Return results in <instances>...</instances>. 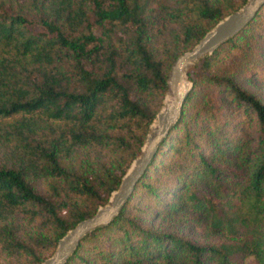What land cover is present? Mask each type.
<instances>
[{"label":"trees","instance_id":"trees-1","mask_svg":"<svg viewBox=\"0 0 264 264\" xmlns=\"http://www.w3.org/2000/svg\"><path fill=\"white\" fill-rule=\"evenodd\" d=\"M245 0H0V264H38L107 202L174 59ZM118 212L63 264H264V1L186 70Z\"/></svg>","mask_w":264,"mask_h":264},{"label":"water","instance_id":"water-1","mask_svg":"<svg viewBox=\"0 0 264 264\" xmlns=\"http://www.w3.org/2000/svg\"><path fill=\"white\" fill-rule=\"evenodd\" d=\"M263 1L245 0L239 8L219 19L192 47L174 59L166 79L167 87L162 104L149 124L139 153L131 160L118 186L111 191L107 202L99 205L93 214L78 220L67 229L58 238L50 255L38 264H63L87 232L109 222L118 212L152 160L158 144L180 114L183 100L191 86L186 76L187 67L201 56L211 53L220 43L236 33L255 14Z\"/></svg>","mask_w":264,"mask_h":264},{"label":"rangeland","instance_id":"rangeland-1","mask_svg":"<svg viewBox=\"0 0 264 264\" xmlns=\"http://www.w3.org/2000/svg\"><path fill=\"white\" fill-rule=\"evenodd\" d=\"M194 63V62H193ZM192 63V64H193ZM191 65V64H190ZM189 65V66H190ZM188 66V67H189ZM187 67V68H188ZM187 70V69H186ZM251 89L256 92L264 100V82H257L251 87ZM163 101V100H162ZM245 264H256L252 256H247L245 258Z\"/></svg>","mask_w":264,"mask_h":264}]
</instances>
